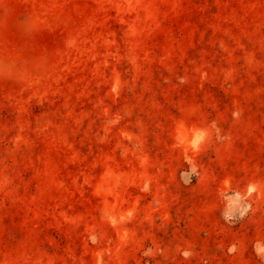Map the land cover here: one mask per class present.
<instances>
[{
    "label": "rangeland",
    "instance_id": "obj_1",
    "mask_svg": "<svg viewBox=\"0 0 264 264\" xmlns=\"http://www.w3.org/2000/svg\"><path fill=\"white\" fill-rule=\"evenodd\" d=\"M0 264H264V0H0Z\"/></svg>",
    "mask_w": 264,
    "mask_h": 264
}]
</instances>
